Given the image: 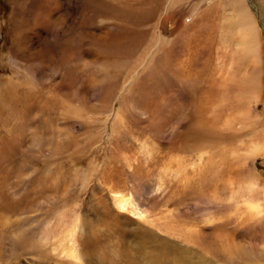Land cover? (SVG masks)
Segmentation results:
<instances>
[{"label":"rangeland","instance_id":"rangeland-1","mask_svg":"<svg viewBox=\"0 0 264 264\" xmlns=\"http://www.w3.org/2000/svg\"><path fill=\"white\" fill-rule=\"evenodd\" d=\"M235 3L0 0V264H264V0L255 65Z\"/></svg>","mask_w":264,"mask_h":264},{"label":"bare ground","instance_id":"bare-ground-1","mask_svg":"<svg viewBox=\"0 0 264 264\" xmlns=\"http://www.w3.org/2000/svg\"><path fill=\"white\" fill-rule=\"evenodd\" d=\"M238 1V3L240 4V8L238 7L237 9V5H236V24L239 28V33H241V42L239 44L240 46V49L242 50L243 53H246V58H249L250 60H252V62H254V64L252 65H255L256 62L258 61V55H259V51H258V46H259V42H260V37H259V34H258V29L256 27V21L254 20L253 16L251 15V12L249 11L248 9V5L245 4V0H236V2ZM238 3H235V4H238ZM246 7V8H245ZM255 21V22H254ZM243 57V56H242ZM229 80L234 82L235 84L242 86V87H247L249 89V85L250 83L252 82V79L249 78L248 80L246 78H237L234 76H231L229 77ZM9 83V86H15L14 82L12 80H8L6 85ZM8 86V87H9ZM5 86L2 87V91L4 92L5 90ZM7 86H6V90H7ZM6 95V94H5ZM5 95L3 96H0V101H5L6 100V97ZM10 98V97H9ZM13 98V97H12ZM16 101V100H15ZM7 103H9L7 100H6ZM30 110V109H29ZM30 114V113H29ZM45 117V116H44ZM46 121V120H45ZM38 123V121H36ZM51 123V122H50ZM36 124V123H35ZM37 125V124H36ZM28 126V125H27ZM32 125H29V128H31ZM34 128H35V125H34ZM58 128V127H57ZM12 129V128H11ZM49 129H50V126H48V123H44V125L42 126H36V129L35 130H38V131H35L33 129V131H35V134H36V137L34 138L35 140H39V143L41 144L43 141H45V143L47 142H50L51 140H53V138L55 137V135L53 133H49V136H46L47 134V130L49 132ZM55 130V129H53ZM60 131V130H59ZM18 133V132H17ZM63 134V133H62ZM44 135L46 137H44ZM61 135V134H60ZM45 138H47V140H45ZM58 140V139H57ZM61 140V139H60ZM59 140V141H60ZM29 142V141H28ZM36 142V141H35ZM55 143H53L54 145ZM39 145V144H38ZM45 145H49V144H45ZM59 145V144H57ZM34 147V146H33ZM38 147V146H37ZM58 147V146H57ZM60 147V146H59ZM31 149V148H30ZM34 150V148H32ZM31 149V150H32ZM36 151V150H35ZM41 152V151H39ZM42 161V160H41ZM45 165V164H44ZM42 166V165H40ZM50 166V165H49ZM40 169V168H39ZM43 170V169H42ZM47 171V170H46ZM75 181H77L78 183H80V175H78L76 169L75 171H73L72 173ZM115 194L117 195V191H115ZM121 199H124L123 197H121ZM119 207L122 206H126V202L124 201H121L120 203H116ZM132 204V203H131ZM131 207V206H130ZM123 209V208H122ZM133 213L138 216V217H142L143 216V211L141 208H137V207H134L133 208ZM61 220V218H60ZM17 225V224H16ZM14 226V225H13ZM43 226H48V225H43ZM66 226V225H65ZM50 227V225L48 226ZM59 228V227H58ZM73 231V230H71ZM51 232V230H50ZM35 233H39V235H41L42 233V226L39 228V227H29V228H25L24 230H22L21 232H14L13 234L9 231L7 232V237H6V244L9 243L10 240L12 239H15V240H19L21 239V237L23 235H26V236H29L27 238L30 239H34V238H39L41 237V241H45V239L48 237H46V234H44L43 236H38L37 237L34 235ZM48 233V232H47ZM49 234V233H48ZM54 234V233H53ZM143 235V234H142ZM25 238V236L23 237ZM56 242H61V240H55ZM69 241V240H68ZM11 242V241H10ZM20 242V241H19ZM72 244L70 245H67L66 248H63L62 251H63V255L67 258L65 260V262L67 264H83L81 262V257L79 256L80 253L78 254L77 253V249L75 248V243L73 245V240L70 241ZM136 243V242H135ZM2 244V243H1ZM5 244V246H6ZM140 244V243H139ZM3 245V244H2ZM17 247V244L15 245ZM142 246V245H141ZM140 246V247H141ZM69 247V248H68ZM15 248V247H13ZM12 248V249H13ZM11 249V248H10ZM11 249V250H12ZM148 250V249H147ZM153 250V249H152ZM6 251H10L9 249ZM139 251V249H138ZM137 251V252H138ZM149 252V251H148ZM151 252V251H150ZM139 253V252H138ZM152 253V252H151ZM148 255H152V254H147V255H143L144 257L145 256H148ZM143 259V258H142ZM150 260L148 258L145 257L144 259V264H147Z\"/></svg>","mask_w":264,"mask_h":264}]
</instances>
